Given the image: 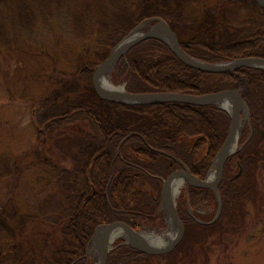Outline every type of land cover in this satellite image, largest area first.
<instances>
[{
    "label": "trees",
    "instance_id": "trees-1",
    "mask_svg": "<svg viewBox=\"0 0 264 264\" xmlns=\"http://www.w3.org/2000/svg\"><path fill=\"white\" fill-rule=\"evenodd\" d=\"M191 1L197 10L186 20L208 28L212 19L209 12L216 11L222 27L234 29L237 25L240 33L211 47L201 41L185 40L174 26L177 16L170 11L153 13L140 21L165 19L186 52L205 62L264 58V9L257 5L246 17L225 21L223 13L233 0ZM89 26L91 32L83 36L71 11L62 6L48 17L42 14L25 28L24 36L35 43L38 51L57 49L63 54V63L73 66V72L63 71L66 76L62 82L74 86L71 91L64 89L53 101L59 103L58 111L44 121L33 117L36 144L50 142L45 151H53L56 161L42 154L36 144L24 149L23 154L19 150L0 151V199L7 197L12 211L11 216L0 211V224L13 229L7 239L6 258L0 259V264H93L88 251L99 225L122 221L135 229L167 226L162 207L164 179L184 166L205 178L228 136L231 117L214 104H122L102 99L92 85V71L128 33L107 30L101 37ZM53 60L54 69L61 71L62 63ZM110 76L114 82L125 83L132 93L202 95L242 90L250 119L243 130L244 146L225 165L219 185L222 213L218 220L209 223L199 212L218 210L217 194L189 184L178 200L185 235L174 250L148 254L119 239L107 261L206 264V244L212 231L232 215L248 214L249 202L256 203L259 171L264 168V69L201 71L182 62L166 42L152 38L134 46ZM48 106L46 103L42 108ZM240 167L242 171L237 175ZM214 241L211 238L210 242ZM193 243H198L199 248Z\"/></svg>",
    "mask_w": 264,
    "mask_h": 264
},
{
    "label": "rangeland",
    "instance_id": "rangeland-1",
    "mask_svg": "<svg viewBox=\"0 0 264 264\" xmlns=\"http://www.w3.org/2000/svg\"><path fill=\"white\" fill-rule=\"evenodd\" d=\"M257 5L255 0H233L227 5L223 19L240 20L251 13ZM62 6H66L71 11L75 26L83 36L91 32L89 24L102 34L101 37H105L107 30L121 29L129 34L140 25L141 18L163 10L177 16L178 21L174 26L183 37H186L185 40L201 41L211 47L234 38L241 30L236 27L237 25H234V29L222 27L221 21L215 16L216 11L209 12L212 19L210 18L208 28H203L190 19L186 20V16L193 15L197 10L191 0L179 2L177 0H0V151L19 150L23 154L24 149L33 148L36 144L33 117L38 121L46 120L52 112L61 108L58 106L59 103H53L55 98L62 95L64 89L73 90L74 85L62 82L63 76H66L63 71L69 74L73 72V66L66 61L63 63V54L57 49L49 50V53L38 51L35 43L24 36L25 28L35 23L42 14L43 17H48L55 9ZM108 55L109 52L105 57ZM53 59L62 63L61 71L54 69ZM102 61L100 60L99 64ZM95 69L91 74L93 87ZM110 72L106 74L110 76ZM111 81L113 85L123 83L114 82L112 79ZM58 83L60 86L57 85ZM46 103L50 106L42 108ZM241 132L239 148L243 146L241 144L243 129ZM36 145L41 149L42 154L54 161L57 160L53 151H45L46 147L51 145L50 142ZM1 161L3 159L0 157ZM262 168L259 171L261 177L259 176L258 180L256 203L249 202L248 214L232 215L212 231V237L206 244L208 248L205 251L206 264H264V210H262L264 168ZM186 187L185 184L181 191ZM6 192L7 190L1 195H5ZM178 200L179 197L176 198V201ZM8 201L4 196L0 199V206H4L0 211L11 216L12 211L8 208ZM199 212L205 216L204 220L208 218V221H211L216 217L218 210L199 209ZM8 222L13 226L10 221ZM11 230L13 229L9 225L0 224V251H5L3 254L0 253V259L6 258L5 253L9 247L7 239L12 234ZM146 231L149 234L155 232L157 235L165 233L172 236L176 227L173 223H167V226L161 229L146 227ZM211 238H215L214 243L210 242ZM149 239L158 242V239ZM167 240L168 236L162 242ZM193 244L199 248L198 243ZM91 255L93 264L98 263L100 257L98 246L92 248Z\"/></svg>",
    "mask_w": 264,
    "mask_h": 264
},
{
    "label": "water",
    "instance_id": "water-1",
    "mask_svg": "<svg viewBox=\"0 0 264 264\" xmlns=\"http://www.w3.org/2000/svg\"><path fill=\"white\" fill-rule=\"evenodd\" d=\"M255 1L260 8L264 9V0ZM151 21L153 20H147L141 23L135 30L130 32L113 49L110 55L96 67L93 84L97 94L102 99L122 104H160L167 102L196 105L215 104L230 114L231 125L228 136L218 151L214 167L206 178L202 179L194 175L187 166H184L183 169L173 172L164 179L162 207L166 211V218L169 220V223H173L176 227L175 233L172 236L165 233L163 235H157L155 232L149 234L145 229L137 230L122 221L99 225L93 236L94 245L100 249L99 261L96 264H107L109 254L114 248L113 244L118 239H123L124 243L148 254H165L174 250L185 235V225L179 216L176 198L181 194L182 187L186 182L197 187L211 189L217 194L219 209L215 219L212 221L215 222L222 213V198L219 192V185L224 177L225 165L228 159L240 149L241 130L246 126V120L249 119L250 115L249 107L240 89H226L220 92L202 95L176 92L132 93L127 91L125 83L119 85L111 84V77L106 73L112 71L120 59L134 46L152 38L166 42L182 62L201 71L235 73L242 67L264 69V58L262 57H244L220 63H209L197 59L186 52L176 32L165 19L158 17L154 24L143 29ZM241 171L242 168L240 167L239 174ZM170 192H173L172 196ZM167 236L168 240L162 242ZM149 238L158 239V242L155 243ZM90 253L91 250L89 249L88 254Z\"/></svg>",
    "mask_w": 264,
    "mask_h": 264
},
{
    "label": "bare ground",
    "instance_id": "bare-ground-1",
    "mask_svg": "<svg viewBox=\"0 0 264 264\" xmlns=\"http://www.w3.org/2000/svg\"><path fill=\"white\" fill-rule=\"evenodd\" d=\"M171 196L173 195V192H170ZM95 247V246H94Z\"/></svg>",
    "mask_w": 264,
    "mask_h": 264
}]
</instances>
